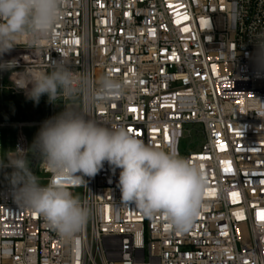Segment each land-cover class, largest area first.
<instances>
[{"label":"built area","instance_id":"1","mask_svg":"<svg viewBox=\"0 0 264 264\" xmlns=\"http://www.w3.org/2000/svg\"><path fill=\"white\" fill-rule=\"evenodd\" d=\"M31 40L0 57L16 62L0 71L11 87L27 96L12 83L18 73L51 71L59 59L92 82H122V95L105 101L86 89L75 104L50 103L52 115L69 103L123 125L197 164L207 188L200 215L177 231L163 215L122 202L120 169L104 162L73 187L90 216L64 238L2 187L0 264H264V0H66L50 36ZM43 122L13 123L16 148L28 149L26 125ZM189 124L204 142L184 156ZM31 166L42 184L63 179L37 156Z\"/></svg>","mask_w":264,"mask_h":264},{"label":"clouds","instance_id":"2","mask_svg":"<svg viewBox=\"0 0 264 264\" xmlns=\"http://www.w3.org/2000/svg\"><path fill=\"white\" fill-rule=\"evenodd\" d=\"M66 0H0V57L30 36L32 45L47 39L63 13ZM258 60H264V43L258 44ZM0 61V71L15 66ZM12 81L17 89L39 103L73 101L86 89L107 101L122 95L124 84L110 76L98 83L74 73L63 59L51 71L26 69ZM30 86V87H29ZM45 120L28 149L17 147L0 158V168L11 169L7 179L16 202L43 217L61 237L71 238L87 223L90 210L73 187L86 186L104 162L120 169L121 201L145 215L161 214L177 231H187L200 215L207 180L202 169L175 150L158 148L137 138L125 126H107L88 111L69 103ZM264 118V111H257ZM37 156L53 176L42 184L33 171L29 154Z\"/></svg>","mask_w":264,"mask_h":264},{"label":"rangeland","instance_id":"3","mask_svg":"<svg viewBox=\"0 0 264 264\" xmlns=\"http://www.w3.org/2000/svg\"><path fill=\"white\" fill-rule=\"evenodd\" d=\"M72 104H75V101ZM76 107L75 105H73ZM47 108L50 111V117L46 116ZM59 112H62V108ZM58 114V111L54 113V116ZM51 104L48 102L47 95L40 98L38 104L25 96L22 92H17L14 87H11L9 81L0 76V158L4 157L9 150L16 149V135L18 129L12 126L13 123L23 122H43L51 118ZM184 138L181 143V152L184 156L200 151L203 145L204 139L198 134L200 126L198 124H189L185 127ZM39 127L35 125H26L23 128L28 141V148L32 145V142L39 131ZM33 154H29V159L32 163L34 159ZM3 174L0 180V188L10 186L7 179L8 173L11 169L1 168Z\"/></svg>","mask_w":264,"mask_h":264},{"label":"trees","instance_id":"4","mask_svg":"<svg viewBox=\"0 0 264 264\" xmlns=\"http://www.w3.org/2000/svg\"><path fill=\"white\" fill-rule=\"evenodd\" d=\"M44 96H45V95H44ZM42 97H43V96H42ZM46 116H47V117H50V111L48 110V108H47ZM3 173H4L3 170L0 168V180H1V176H2ZM0 186H1V185H0Z\"/></svg>","mask_w":264,"mask_h":264},{"label":"snow or ice","instance_id":"5","mask_svg":"<svg viewBox=\"0 0 264 264\" xmlns=\"http://www.w3.org/2000/svg\"><path fill=\"white\" fill-rule=\"evenodd\" d=\"M129 131H131V129H129ZM233 195H235V194H233ZM262 218H264V214H262Z\"/></svg>","mask_w":264,"mask_h":264},{"label":"bare ground","instance_id":"6","mask_svg":"<svg viewBox=\"0 0 264 264\" xmlns=\"http://www.w3.org/2000/svg\"><path fill=\"white\" fill-rule=\"evenodd\" d=\"M71 106L74 108V106H73V105H71ZM59 110H60V109H57L58 113H60V112H59Z\"/></svg>","mask_w":264,"mask_h":264}]
</instances>
